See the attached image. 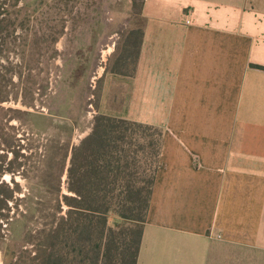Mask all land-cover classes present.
<instances>
[{"label": "crops", "instance_id": "1", "mask_svg": "<svg viewBox=\"0 0 264 264\" xmlns=\"http://www.w3.org/2000/svg\"><path fill=\"white\" fill-rule=\"evenodd\" d=\"M142 15L133 74L102 102L162 131L136 264H264V0H144Z\"/></svg>", "mask_w": 264, "mask_h": 264}, {"label": "rangeland", "instance_id": "2", "mask_svg": "<svg viewBox=\"0 0 264 264\" xmlns=\"http://www.w3.org/2000/svg\"><path fill=\"white\" fill-rule=\"evenodd\" d=\"M143 2L22 0L5 7L0 19L3 50L0 54V98H3L0 101V160L4 157L3 166L11 164V168L21 166L24 170L34 164L37 167V160L48 151V162L54 166L52 172L59 165L66 168L60 190L68 194L65 180L70 149L91 132L94 117L106 115L102 112V102L107 104L104 90L117 76L129 74L133 68L144 23ZM131 31L136 34H130ZM112 88L113 93L116 84ZM34 113L48 117L53 127L46 133H37L42 125H32L34 119L29 114ZM5 139L15 146L7 149ZM66 151L68 157H63ZM151 162L150 155H146L139 169L141 181L148 177ZM40 169L29 168L23 177L5 172L0 179L9 188L13 186V178L19 184L13 194L16 200L8 203L11 209L8 218H0V264H8L19 252L21 242L10 241L9 223L11 218L18 217L12 214L17 211L16 205H20L17 200L38 182ZM0 193L9 194L10 189L2 188ZM0 209L3 210L1 203ZM1 214L6 216V211ZM32 227L37 229L40 223L35 222Z\"/></svg>", "mask_w": 264, "mask_h": 264}, {"label": "trees", "instance_id": "3", "mask_svg": "<svg viewBox=\"0 0 264 264\" xmlns=\"http://www.w3.org/2000/svg\"><path fill=\"white\" fill-rule=\"evenodd\" d=\"M20 1L0 0V19L5 7ZM130 34H136V31ZM142 34L140 31L138 42ZM138 45L131 72L115 74L132 76ZM2 52L0 47V54ZM126 56L122 58L123 63ZM29 116L34 119L32 125L40 126L41 123L37 130L39 134L53 127L51 120L43 114ZM3 142L7 149L15 146L7 139ZM161 144L162 131L159 128L99 114L93 119L91 132L70 149L65 180L68 194H62L60 190L61 176L66 168L59 165L52 172L54 166L48 162V151L37 160V167L34 164L25 170L21 166L11 168V164L3 166V157L0 179L5 172L23 177L29 168L39 170L42 165L38 182L17 200L22 207L19 209L20 205H16L17 211L12 213L18 217L11 218L9 238L21 243L18 254H14L8 264H136ZM146 155H150L152 168L148 177L141 181L138 179L139 169ZM63 157H68L67 151ZM11 180V188L0 180V190L10 189L9 194L0 193L3 209H0V218L5 220L11 210L8 203L16 200L13 194L19 188L18 182L14 178ZM3 211L6 216L1 214ZM35 222L40 223L37 229L32 227Z\"/></svg>", "mask_w": 264, "mask_h": 264}]
</instances>
